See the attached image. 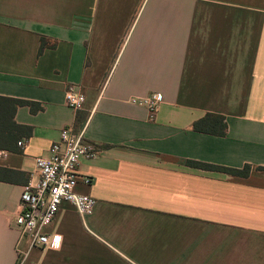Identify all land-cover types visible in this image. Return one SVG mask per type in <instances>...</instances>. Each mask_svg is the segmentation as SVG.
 I'll return each instance as SVG.
<instances>
[{
  "label": "crops",
  "instance_id": "1",
  "mask_svg": "<svg viewBox=\"0 0 264 264\" xmlns=\"http://www.w3.org/2000/svg\"><path fill=\"white\" fill-rule=\"evenodd\" d=\"M153 93L150 118L131 101ZM0 97L36 108L0 149V264H264V0H0ZM206 114L224 136L192 129ZM64 129L98 151L77 169L96 204L85 219L63 205L46 229L60 248H31L20 195Z\"/></svg>",
  "mask_w": 264,
  "mask_h": 264
},
{
  "label": "built area",
  "instance_id": "2",
  "mask_svg": "<svg viewBox=\"0 0 264 264\" xmlns=\"http://www.w3.org/2000/svg\"><path fill=\"white\" fill-rule=\"evenodd\" d=\"M84 100L73 87L65 92V106L75 112L82 109ZM162 101V95L153 93L144 99H132L131 103L145 107L153 118ZM6 155L0 151V157ZM97 155L96 147L84 139L83 131L64 129L58 142L49 148L48 156L35 159L37 178L23 187L14 220L20 237H27L31 248H60V236L48 234L46 229L63 205L72 206L82 219L92 214L96 200L77 191L79 184L89 186L91 180L79 176L77 169L82 160H93Z\"/></svg>",
  "mask_w": 264,
  "mask_h": 264
},
{
  "label": "trees",
  "instance_id": "3",
  "mask_svg": "<svg viewBox=\"0 0 264 264\" xmlns=\"http://www.w3.org/2000/svg\"><path fill=\"white\" fill-rule=\"evenodd\" d=\"M45 39L40 40L39 53L47 47ZM28 106L32 112L36 111L31 102L0 97V149L15 151L14 146L21 138H28L30 128L17 125L14 115L18 108ZM192 129L195 132L222 137L225 135L226 124L224 118L219 115L206 114L201 120L196 121ZM190 168L214 173L227 174L239 178H248L251 167L244 166L242 169L225 168L195 161H187Z\"/></svg>",
  "mask_w": 264,
  "mask_h": 264
}]
</instances>
